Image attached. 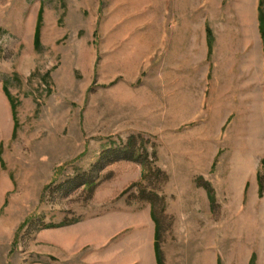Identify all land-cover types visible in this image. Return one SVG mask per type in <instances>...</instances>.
Returning <instances> with one entry per match:
<instances>
[{"label":"rangeland","instance_id":"374dc122","mask_svg":"<svg viewBox=\"0 0 264 264\" xmlns=\"http://www.w3.org/2000/svg\"><path fill=\"white\" fill-rule=\"evenodd\" d=\"M259 3L0 0V264H264Z\"/></svg>","mask_w":264,"mask_h":264},{"label":"crops","instance_id":"0c3cea01","mask_svg":"<svg viewBox=\"0 0 264 264\" xmlns=\"http://www.w3.org/2000/svg\"><path fill=\"white\" fill-rule=\"evenodd\" d=\"M149 218L150 223L145 226L148 231L146 238H148V241L150 239V246L143 245L138 253H134L131 251L133 247L132 244H130V241H125L119 249H116L115 252H113L112 257L116 258L115 264H166V258L163 256L159 245V234L161 229L159 217L157 216L155 218L153 216V210H151ZM142 227H144V225Z\"/></svg>","mask_w":264,"mask_h":264},{"label":"trees","instance_id":"16d2710c","mask_svg":"<svg viewBox=\"0 0 264 264\" xmlns=\"http://www.w3.org/2000/svg\"><path fill=\"white\" fill-rule=\"evenodd\" d=\"M264 0H260L259 3V20H260V33L264 39ZM39 15H38V20H37V24H36V32H35V36H34V42L35 45H39L40 44V30H41V20H42V9L39 10ZM4 89L6 91V93H8V86H6V84H4ZM8 98L11 100L12 102V114H14V118L16 120V104L14 102V100L12 99V97L10 96V94L7 95ZM17 124V123H16ZM16 128V127H15ZM153 209V208H152ZM153 216L156 218L157 216L155 215L154 209H153Z\"/></svg>","mask_w":264,"mask_h":264},{"label":"bare ground","instance_id":"6f19581e","mask_svg":"<svg viewBox=\"0 0 264 264\" xmlns=\"http://www.w3.org/2000/svg\"><path fill=\"white\" fill-rule=\"evenodd\" d=\"M248 3V2H247ZM245 7H246V9L243 11V16H244V23L247 25V26H252V24H253V21H252V18H251V11H250V9H251V6H250V4L249 5H245ZM243 16H242V18H243ZM252 28V27H251ZM247 29H248V27H247ZM245 33V32H244ZM248 33V32H247ZM250 35V34H249ZM252 36V35H251ZM253 37V36H252ZM3 122V118H1V121H0V123L1 124H3L2 123Z\"/></svg>","mask_w":264,"mask_h":264}]
</instances>
